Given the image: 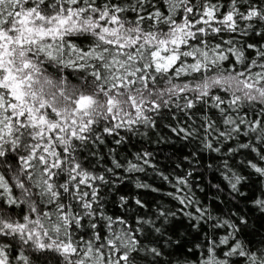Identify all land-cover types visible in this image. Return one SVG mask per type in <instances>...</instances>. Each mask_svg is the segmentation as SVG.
Listing matches in <instances>:
<instances>
[{
    "label": "snow or ice",
    "instance_id": "1",
    "mask_svg": "<svg viewBox=\"0 0 264 264\" xmlns=\"http://www.w3.org/2000/svg\"><path fill=\"white\" fill-rule=\"evenodd\" d=\"M173 137L197 146L185 175L121 155ZM201 152L264 215V0H0V264H264L248 211L192 193ZM148 168L179 207L125 194L109 214Z\"/></svg>",
    "mask_w": 264,
    "mask_h": 264
},
{
    "label": "trees",
    "instance_id": "2",
    "mask_svg": "<svg viewBox=\"0 0 264 264\" xmlns=\"http://www.w3.org/2000/svg\"><path fill=\"white\" fill-rule=\"evenodd\" d=\"M135 148H130L128 152L122 153V156L127 155L128 158H131V153L137 151L141 147H145L148 151L155 153V163L158 169L163 172L165 175H168L170 179H173L174 176L185 175L187 171L192 170V166L189 165L188 161L184 159L185 156L189 155L191 152L195 151L196 145H188L187 147H182L180 141H176L175 137L172 138V142L163 143V144H146L143 140L136 141L134 140ZM215 153L201 152L200 153V162L196 166V171L193 176L190 178L192 184V193L195 198L201 203L208 205H216L217 197L224 203H221L217 206V210L213 212L214 215H225L229 212L230 209L235 210V207L248 211L249 223L254 228L259 229L260 232H264V215L258 211H249L252 208L251 203H245L244 200L237 198V200H229L230 189L227 186V183L222 180L219 175V172L216 171V166L220 163L219 159H213ZM250 158V157H249ZM240 159V157L235 158V160L229 161L230 164L235 165V163ZM211 164L213 167L210 169L208 165ZM177 165H180L178 168ZM234 171L240 172L243 175H248V170H242L239 168H233ZM131 180L126 181L123 185L120 186L117 194L115 196L108 197V203L106 209L109 214H120L121 209L118 206V196L119 195H138L142 196L143 199L149 205V211L155 207L157 203L163 204L164 206L176 210L179 207V202L173 200L170 196H167L165 193L173 192L175 189L172 188L171 184L163 181L151 168H148L146 173H130ZM147 183L153 188H157L160 191L152 192L150 189H137L135 181ZM253 181L255 183L253 184ZM249 188H242L241 191L248 193L251 198L253 194L259 195V180L256 174H253L251 180L248 182ZM219 184L221 188L224 189L223 192H217L216 188L213 185ZM142 214V210H141ZM131 215V214H130ZM179 219L184 220L187 224V220L184 217ZM179 232H184L186 229L177 225Z\"/></svg>",
    "mask_w": 264,
    "mask_h": 264
}]
</instances>
